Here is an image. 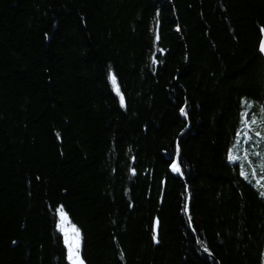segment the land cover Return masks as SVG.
Instances as JSON below:
<instances>
[{"label":"trees","instance_id":"16d2710c","mask_svg":"<svg viewBox=\"0 0 264 264\" xmlns=\"http://www.w3.org/2000/svg\"><path fill=\"white\" fill-rule=\"evenodd\" d=\"M262 34L264 0H0V264H69L61 209L83 264H264Z\"/></svg>","mask_w":264,"mask_h":264},{"label":"rangeland","instance_id":"374dc122","mask_svg":"<svg viewBox=\"0 0 264 264\" xmlns=\"http://www.w3.org/2000/svg\"><path fill=\"white\" fill-rule=\"evenodd\" d=\"M59 229L66 236V238H65V236H64V238H65L66 243H67L66 246H67L68 251H69V248H71L73 252L76 251V244H77V242L79 243L78 255H79V259L82 261V258L80 255V247H81L80 246V240L77 236V233L74 232V229L72 228L69 219L62 212L59 213ZM69 242H70V244H69ZM70 245H71V247H70Z\"/></svg>","mask_w":264,"mask_h":264},{"label":"snow or ice","instance_id":"6c2138e0","mask_svg":"<svg viewBox=\"0 0 264 264\" xmlns=\"http://www.w3.org/2000/svg\"><path fill=\"white\" fill-rule=\"evenodd\" d=\"M261 51L264 52V47H262ZM112 79H113V82H115V77H113ZM122 99L123 98L121 97V100ZM261 111H264V109H261ZM182 112H183V109H182ZM184 114L187 115V113H184ZM253 123L255 124L256 121L254 120ZM256 135L259 136L260 133L257 132ZM229 159L235 161L237 159V157L236 156H233V155H230L229 156ZM175 170L177 172H179L180 171V168L177 166L175 168ZM261 171L264 172V164L261 165ZM254 173H255V170H253V174ZM241 175H244L247 178V174L243 170L241 171ZM262 195H264V193H262ZM61 212H62V209H61ZM74 231H77V230L74 229ZM77 235H78V231H77ZM70 247H71V245H70ZM78 249H79V243L77 242V244H76V251H74L72 253V256L70 257L72 259V264H83V262L79 259ZM205 250L207 251L206 248H205Z\"/></svg>","mask_w":264,"mask_h":264},{"label":"water","instance_id":"95a60500","mask_svg":"<svg viewBox=\"0 0 264 264\" xmlns=\"http://www.w3.org/2000/svg\"><path fill=\"white\" fill-rule=\"evenodd\" d=\"M262 47H264V34H262V41H261L260 48H259V53L264 59V52L261 51ZM69 244H70V242H69ZM69 251H70L69 254H72L71 248H69ZM69 264H72V259L71 258H69Z\"/></svg>","mask_w":264,"mask_h":264},{"label":"bare ground","instance_id":"6f19581e","mask_svg":"<svg viewBox=\"0 0 264 264\" xmlns=\"http://www.w3.org/2000/svg\"><path fill=\"white\" fill-rule=\"evenodd\" d=\"M71 251H72V249H71ZM72 253H73V251H72ZM72 255V254H71Z\"/></svg>","mask_w":264,"mask_h":264}]
</instances>
